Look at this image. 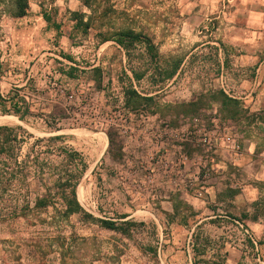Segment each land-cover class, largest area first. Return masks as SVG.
Instances as JSON below:
<instances>
[{
    "label": "rangeland",
    "instance_id": "1",
    "mask_svg": "<svg viewBox=\"0 0 264 264\" xmlns=\"http://www.w3.org/2000/svg\"><path fill=\"white\" fill-rule=\"evenodd\" d=\"M12 1L0 0V45L13 48L15 57L9 82L8 65L0 58V117L11 118L0 127L22 129L16 132L21 142L13 152L21 167H12L15 177L0 200V264H171L172 251L186 249L189 229L180 223L166 227L153 223L150 215L161 200L132 195L129 190L112 194L110 180L115 181L113 188H121L119 178L131 168L123 163L116 136L110 146L107 133H115L103 119L127 109L176 122L180 115L220 105L225 118L239 120L234 115L239 107L224 103L223 90L233 97L250 93L253 73L247 66H238L237 53L215 51L214 44L224 40L216 31L219 20L215 16L221 7L211 4V9L202 0H88V10L83 0H28L26 22L17 26L31 29L28 43L23 30L11 31ZM70 12L89 17L91 28H75ZM200 14L207 15L206 25ZM46 16L50 23L45 22L41 29L36 18ZM127 31L150 41L153 53L144 43L120 47V51L107 44L101 71L89 70L95 52L105 43H115L117 33ZM104 38L109 41L102 43ZM202 44L207 45L200 47ZM257 54V60L264 56ZM178 62L176 75L166 80ZM70 67L75 69L73 78L61 74L69 73ZM128 91L152 101L136 108L126 106ZM20 99L25 105L17 104ZM249 100L247 104L239 101L240 106L252 105ZM14 103L21 111L28 109L23 120L11 113ZM5 112L10 113L2 115ZM56 137L59 140L54 141ZM105 140L106 148L99 154L100 142ZM66 150L78 153L86 166L76 189L81 209L94 219L117 223L127 215L130 218L124 221L135 224L127 235L105 230L81 216H62L57 182L70 171L61 153ZM80 170L79 164L73 168L75 173ZM46 195L51 196L52 204L34 211L36 200ZM25 208V216H5ZM242 224L257 250L232 223L207 221L202 232L216 245L203 259L214 255L225 258V264H264V225ZM173 236L177 240L168 244ZM189 250L191 254V245Z\"/></svg>",
    "mask_w": 264,
    "mask_h": 264
},
{
    "label": "crops",
    "instance_id": "2",
    "mask_svg": "<svg viewBox=\"0 0 264 264\" xmlns=\"http://www.w3.org/2000/svg\"><path fill=\"white\" fill-rule=\"evenodd\" d=\"M202 2L210 4L211 9L213 8L211 4H217L221 7V10L215 16V19L219 20V26L216 27V31L220 36H224V42L214 44L218 47L215 48V51L218 53L225 51L237 53L235 60L238 66H247L253 73V77L250 80V93H241L243 94L242 97H233L223 90L226 98L236 101L235 105L239 107L238 111L234 113L239 120L234 121L241 123L240 142L243 154L232 162L239 168L241 173L242 188L225 189L220 187L216 180H212L208 184L203 200L184 202L177 196H171L168 199L164 198L159 202L158 209L154 210V214L150 216L153 218V223H159L162 227L168 226L166 223H197L196 225H203L207 221H210V223H229L221 218H215V208H219L227 217L238 219L242 223H247L250 226L259 223L264 225V56L261 60H257V53H264V0H202ZM210 8H207V10ZM200 17L204 25H206L204 20H208L207 15L203 17L200 14ZM9 19L12 24L11 31L13 34L23 30L25 38L27 37L26 41L29 43L31 41L29 34L31 29L28 27L17 28L18 25L25 24L27 16L20 19ZM36 21H41L39 27L42 29L45 25L43 18H36ZM107 44L110 46L115 45V50H121L113 42L105 43L103 47H100L95 52V61L89 67V70L95 72L94 69H102L101 58L107 59ZM204 45L207 44H202L200 47ZM12 52H14L13 48L6 47V44L0 45L1 62H5L8 65V76L6 77L8 82L11 80V70L9 68L12 66L10 64L15 58ZM109 52L111 54V49ZM68 60L71 61V59ZM61 74L64 75L63 73ZM103 78L105 82V75ZM8 93L10 94V91H7ZM0 94L3 97L2 93ZM250 98L252 105L240 106L241 103L239 101L245 102ZM251 101L249 100L248 103ZM211 108L216 109L224 119H227L221 113L222 106L212 105ZM103 135L106 138L104 133ZM104 142L106 148V140ZM228 160L225 155L220 154L216 160V168L226 170L227 167H230L227 166ZM114 182V180H110V186H108L112 190L113 195L116 192L121 193V188H113L111 186L115 185L113 184ZM183 227L189 229V227ZM194 228L189 229L190 235ZM190 235L185 241L186 244ZM176 240L177 237L173 236L171 241L167 243L172 245ZM170 248L169 245L168 249ZM171 254L173 255L170 260L171 264H192L190 250L188 251L187 246L183 252L172 251Z\"/></svg>",
    "mask_w": 264,
    "mask_h": 264
},
{
    "label": "built area",
    "instance_id": "3",
    "mask_svg": "<svg viewBox=\"0 0 264 264\" xmlns=\"http://www.w3.org/2000/svg\"><path fill=\"white\" fill-rule=\"evenodd\" d=\"M103 123L114 131L123 163L131 168L119 178L122 192L129 190L132 195L157 200L177 196L188 202L203 200L212 180L225 189L242 188L241 173L232 162L243 154L241 123L224 119L214 108L180 115L176 122L155 113L120 109L106 115ZM220 154L229 159L226 170L216 168ZM214 216L232 223L257 250L240 220L227 217L219 208ZM190 245L191 236L188 251Z\"/></svg>",
    "mask_w": 264,
    "mask_h": 264
},
{
    "label": "trees",
    "instance_id": "4",
    "mask_svg": "<svg viewBox=\"0 0 264 264\" xmlns=\"http://www.w3.org/2000/svg\"><path fill=\"white\" fill-rule=\"evenodd\" d=\"M13 10L10 14L12 19H20L27 15L29 5L28 0H13L12 1ZM82 5L87 8L88 10L91 8L90 4L88 3V0H83ZM72 16V19L76 21L75 28L80 27L84 31H88L91 28V22L89 17H86L85 14L79 13V12H70L69 13ZM86 19V21H84ZM44 21L49 24L50 19L46 16L44 17ZM58 30L59 28L56 27ZM117 38L115 39V43L121 47L126 49L127 47L133 46L135 43H144V45L148 48L147 51L149 53H153L154 47L150 45V41L144 39L139 34H135L132 31L127 32H119L117 35H115ZM145 40V41H144ZM109 40L103 39L102 43L107 42ZM154 57V56H153ZM179 62L176 63L172 70L167 73L165 79L170 80L172 79L178 70ZM95 72L99 73L100 69H94ZM75 69L69 68L68 72H63L67 77L73 78V75L71 74ZM138 78V77H137ZM127 102L126 106L132 105L133 108H136L140 106L143 102H151L152 99L150 98H141L139 97L134 91H128L127 92ZM225 104H236V101H233L231 99H228L224 97ZM11 100V99H9ZM2 101V100H1ZM13 102V101H11ZM17 104H23L25 105L24 99H20L17 101ZM4 103H6L4 101ZM12 108V114L15 116H18L20 120H23L24 114H27L28 109L25 107L20 110V107H17L16 104L11 105ZM10 112H5L2 115H9ZM17 130H22L21 128H12L3 126L0 127V200L2 201L3 197L6 193H8V188L10 187V181L14 179V169L13 166L16 167V169H20L21 166L18 164V156L13 154L15 151V146H18L21 142V139H19L18 135L16 134ZM109 144L111 146L113 138L115 139V135L113 133H107ZM59 140L58 137L54 138V141ZM63 156V162L65 163L66 167H70V171H67V174H65L64 177L60 178L57 182V188H58V198L60 199L61 206L63 211H61V214L64 218H69L70 216H81L84 220H89L92 222H95L99 225V227L112 231L115 233H119L121 235H127L129 232V228L134 227L135 224L130 221H124L128 216L122 215L119 220L122 222L117 223L111 220H99L94 219L90 215H87L80 207L77 197H76V189L79 184V181L81 179L82 173L86 170V166L83 162V159L80 157V155L73 151H61ZM3 160V161H2ZM10 161H12L10 163ZM12 164V166H11ZM81 166V170L79 173H75L73 171V168H76L77 165ZM51 196L46 195L41 199H37L35 202V206L33 208L34 211H38L39 209L48 207L51 203ZM26 208L20 211H12L7 212L6 217L8 219H14L18 218L19 216H25ZM1 219V216H0ZM168 226L170 223H166ZM182 226L189 227L188 223H180ZM197 223H192V225L189 227V229L195 227L193 229V232L191 234V254H192V264H225V258H215L214 255L210 257V259H203L204 256L207 254V252L211 251L213 246L216 245V242L207 234L202 232V224L196 225ZM196 225V226H195Z\"/></svg>",
    "mask_w": 264,
    "mask_h": 264
},
{
    "label": "bare ground",
    "instance_id": "5",
    "mask_svg": "<svg viewBox=\"0 0 264 264\" xmlns=\"http://www.w3.org/2000/svg\"><path fill=\"white\" fill-rule=\"evenodd\" d=\"M11 121V119L9 118H5V117H0V125H5V124H9ZM100 154L103 153V151L105 150V142L104 141H101L100 142ZM82 195V192H81V189H80V196ZM84 195V194H83Z\"/></svg>",
    "mask_w": 264,
    "mask_h": 264
}]
</instances>
